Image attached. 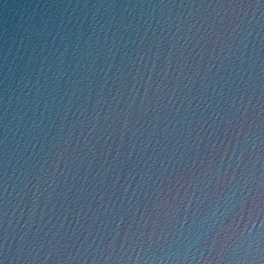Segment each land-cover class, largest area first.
<instances>
[{
	"label": "clouds",
	"instance_id": "1",
	"mask_svg": "<svg viewBox=\"0 0 264 264\" xmlns=\"http://www.w3.org/2000/svg\"><path fill=\"white\" fill-rule=\"evenodd\" d=\"M0 264H264V0H0Z\"/></svg>",
	"mask_w": 264,
	"mask_h": 264
}]
</instances>
